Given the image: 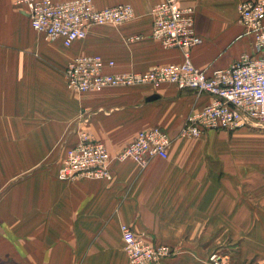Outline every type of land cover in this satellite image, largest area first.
I'll use <instances>...</instances> for the list:
<instances>
[{
    "label": "crops",
    "instance_id": "0c3cea01",
    "mask_svg": "<svg viewBox=\"0 0 264 264\" xmlns=\"http://www.w3.org/2000/svg\"><path fill=\"white\" fill-rule=\"evenodd\" d=\"M92 1L130 4L134 19L93 27L65 49L32 29L23 4L0 0V264H129L122 224L181 253L160 264H210L214 251L227 255L222 264H264V133L248 126L182 137L186 117L211 97L170 84L68 89L63 71L80 55L113 61L105 72L117 73L183 61L151 38V8L162 0ZM243 1L186 2L197 4L196 68L211 74L250 51L237 13ZM153 126L172 140L167 159L144 169L115 161L112 181L56 179L80 130L113 157Z\"/></svg>",
    "mask_w": 264,
    "mask_h": 264
},
{
    "label": "built area",
    "instance_id": "2783aa9c",
    "mask_svg": "<svg viewBox=\"0 0 264 264\" xmlns=\"http://www.w3.org/2000/svg\"><path fill=\"white\" fill-rule=\"evenodd\" d=\"M27 10L32 29L48 40L59 39L65 48L85 39L93 27L119 26L134 19L130 4L98 9L92 0H17ZM190 0H163L151 8V38L163 49L182 52L181 65H155L144 72H105L114 66L98 54L76 56L63 71L66 85L75 92L98 91L108 87L174 85L197 95L211 97L210 104L186 118L181 135L197 138L209 131H235L258 125L264 129V0H248L237 6L238 19L253 39L230 67L207 74L191 63V51L201 43L194 28L195 8ZM140 36L130 40H139ZM87 121V117L81 119ZM172 140L166 130L153 126L140 130L133 141L113 156L130 160L141 169L153 158L167 159ZM105 146L82 133L76 147L68 149L59 178L112 180L111 158ZM124 251L131 264H153L167 254L136 236L128 225L120 227ZM215 262L216 258L212 257Z\"/></svg>",
    "mask_w": 264,
    "mask_h": 264
},
{
    "label": "rangeland",
    "instance_id": "374dc122",
    "mask_svg": "<svg viewBox=\"0 0 264 264\" xmlns=\"http://www.w3.org/2000/svg\"><path fill=\"white\" fill-rule=\"evenodd\" d=\"M163 1V0H162ZM193 1H198V0H193ZM161 2V1H160ZM159 3V2H158ZM187 5H192L194 8H195V10H196V6H197V4L196 3H193V4H187ZM154 6V5H153ZM152 6V7H153ZM194 28H195V20H194ZM195 31H196V29H195ZM136 37V36H135ZM66 49V48H65ZM153 67V66H152ZM140 86H142V85H140ZM136 87V86H135ZM185 90H188L189 91V89H185ZM256 127V128H254V129H257V128H259V131L260 132H263L264 133V129L262 128V127H260V126H258V125H251L250 127ZM261 128V129H260ZM250 129H252V128H250ZM221 131H223V130H217V132H221ZM224 132V131H223ZM225 132H229V133H232L233 131H225ZM202 136V135H201ZM198 138V137H197ZM227 139H226V142H227V145L228 144H234L235 142H233L234 141V139H233V136H231L230 134H227V137H226ZM122 225H126V224H122ZM121 225V226H122ZM120 226V227H121ZM130 229H131V227H130ZM131 231L133 232V230L131 229ZM134 233V232H133ZM135 234V233H134ZM136 236H138L139 238H141V239H143V241L145 242V243H148V244H150V245H152V246H154V247H163V248H165V249H167V254L165 255V256H163L162 258H161V260L160 261H158V262H156V263H153V264H160V263H162V262H164V261H166V260H168V259H171V258H174V257H178L181 253L179 252V251H176V250H173L172 248H170L169 246H167V245H164V244H158V243H154L153 241H151V240H147V236L146 235H137V234H135ZM122 236V235H121ZM227 255H225V253H222V254H219L217 251H214V252H212L210 255H209V257H208V262L210 263V264H222V262H221V259H223L224 257H226ZM212 257H215L216 258V261L214 262L213 260H212ZM227 258V257H226Z\"/></svg>",
    "mask_w": 264,
    "mask_h": 264
},
{
    "label": "bare ground",
    "instance_id": "6f19581e",
    "mask_svg": "<svg viewBox=\"0 0 264 264\" xmlns=\"http://www.w3.org/2000/svg\"><path fill=\"white\" fill-rule=\"evenodd\" d=\"M202 40V39H201ZM252 41H253V39H252ZM201 43H202V41H201ZM200 43V44H201ZM160 44V43H159ZM162 47V46H161ZM172 50H178V49H172ZM180 53H181V55H182V52L180 51V50H178ZM82 56H84V55H82ZM182 58H183V55H182ZM74 59V58H73ZM72 59V60H73ZM71 60V61H72ZM184 60V59H183ZM182 63H183V61H182ZM182 63H180V64H172V65H181ZM192 63V62H191ZM68 65V64H67ZM168 65H170V64H168ZM161 66H163V65H161ZM230 67V66H229ZM226 69V68H225ZM219 70H224V69H219ZM219 70H215V71H219ZM215 71H213V72H215ZM212 72V73H213ZM163 84H168V83H163ZM170 85H172V84H170ZM69 89V88H68ZM71 91H73V90H71ZM77 93H80V92H77ZM83 93H85V92H83ZM204 108V107H203ZM200 112V111H199ZM198 113V112H197ZM191 114H195V113H190L189 115H191ZM188 115V116H189ZM187 116V117H188ZM186 117V118H187ZM185 122H186V119H185ZM185 122H184V124H185ZM183 128V127H182ZM181 131H182V129H181ZM82 133H86V135L88 136V137H90V139H92V140H95L91 135H89V133H87L86 131H79L78 132V134H77V137H78V139H77V143L79 142V139H80V137H81V134ZM180 134H181V132H180ZM182 136V135H181ZM182 137H184V136H182ZM186 138H191V137H186ZM99 142V141H98ZM77 143L74 145V146H72V147H67V148H65L64 149V157H65V152L68 150V149H73V148H75L76 147V145H77ZM101 143V142H100ZM103 144V143H102ZM104 145V144H103ZM105 146V145H104ZM105 148H106V146H105ZM105 150H107V148L105 149ZM107 153L109 154V152H108V150H107ZM64 157H63V159H64ZM109 157L112 159L111 160V163H110V166H109V169H110V172H111V164L113 163V162H115V161H117V162H124V161H120V160H117V159H115V157H112L110 154H109ZM63 159H62V161H63ZM62 161H61V164H62ZM61 164H60V167H61ZM60 167L58 168V171H57V173H56V179L58 180V181H62V182H67V181H76V180H82V179H85V180H105V181H107L106 179H88V178H77V179H73V180H67V179H63V180H61L58 176H59V171H60ZM111 174H112V172H111ZM112 179H113V177H112ZM109 181H112V180H109ZM1 194H2V190L0 189V197H1ZM123 241V240H122ZM123 249H124V242H123ZM125 252V251H124ZM126 254V253H125ZM126 256H127V254H126ZM127 259H128V256H127ZM128 262H129V260H128ZM129 264H131L130 262H129Z\"/></svg>",
    "mask_w": 264,
    "mask_h": 264
},
{
    "label": "water",
    "instance_id": "95a60500",
    "mask_svg": "<svg viewBox=\"0 0 264 264\" xmlns=\"http://www.w3.org/2000/svg\"><path fill=\"white\" fill-rule=\"evenodd\" d=\"M155 98H156V96H151V97L147 98V101L153 100Z\"/></svg>",
    "mask_w": 264,
    "mask_h": 264
}]
</instances>
